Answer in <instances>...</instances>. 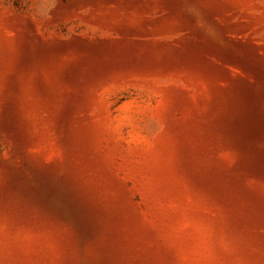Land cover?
<instances>
[{"label": "rangeland", "instance_id": "rangeland-1", "mask_svg": "<svg viewBox=\"0 0 264 264\" xmlns=\"http://www.w3.org/2000/svg\"><path fill=\"white\" fill-rule=\"evenodd\" d=\"M0 264H264V0H0Z\"/></svg>", "mask_w": 264, "mask_h": 264}]
</instances>
